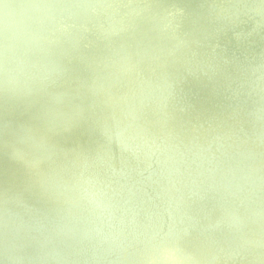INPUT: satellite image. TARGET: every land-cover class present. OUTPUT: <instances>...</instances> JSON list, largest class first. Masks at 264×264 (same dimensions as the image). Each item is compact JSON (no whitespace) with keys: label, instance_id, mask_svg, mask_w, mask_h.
I'll return each mask as SVG.
<instances>
[{"label":"bare ground","instance_id":"bare-ground-1","mask_svg":"<svg viewBox=\"0 0 264 264\" xmlns=\"http://www.w3.org/2000/svg\"><path fill=\"white\" fill-rule=\"evenodd\" d=\"M2 1L0 264H264V0Z\"/></svg>","mask_w":264,"mask_h":264},{"label":"water","instance_id":"water-1","mask_svg":"<svg viewBox=\"0 0 264 264\" xmlns=\"http://www.w3.org/2000/svg\"><path fill=\"white\" fill-rule=\"evenodd\" d=\"M0 6H5L4 2L2 0H0ZM28 157L29 159L35 160V155L32 152H28ZM115 194L121 199H124L125 196V191L122 188H117L115 190ZM189 227H191V224L189 225Z\"/></svg>","mask_w":264,"mask_h":264}]
</instances>
